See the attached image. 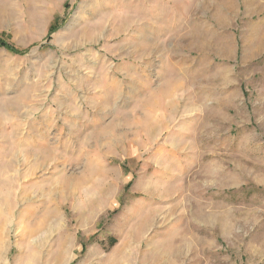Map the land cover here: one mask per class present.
<instances>
[{
  "label": "rangeland",
  "instance_id": "374dc122",
  "mask_svg": "<svg viewBox=\"0 0 264 264\" xmlns=\"http://www.w3.org/2000/svg\"><path fill=\"white\" fill-rule=\"evenodd\" d=\"M0 39V264H264V0H0Z\"/></svg>",
  "mask_w": 264,
  "mask_h": 264
},
{
  "label": "trees",
  "instance_id": "16d2710c",
  "mask_svg": "<svg viewBox=\"0 0 264 264\" xmlns=\"http://www.w3.org/2000/svg\"><path fill=\"white\" fill-rule=\"evenodd\" d=\"M55 28L54 27H50L48 32L51 33ZM0 46L6 48V49H9L10 51L16 53V54H22L24 53L25 50H21L15 46H13L12 44H9L3 40L0 39ZM115 243V239H112L111 242H110V245H113Z\"/></svg>",
  "mask_w": 264,
  "mask_h": 264
}]
</instances>
